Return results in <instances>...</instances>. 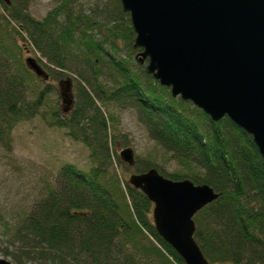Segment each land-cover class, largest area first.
<instances>
[{"label":"trees","instance_id":"16d2710c","mask_svg":"<svg viewBox=\"0 0 264 264\" xmlns=\"http://www.w3.org/2000/svg\"><path fill=\"white\" fill-rule=\"evenodd\" d=\"M9 1L0 0V146L10 151L17 125L41 117L86 146L91 165L63 164L23 217L4 220L0 255L14 264H185L158 234L154 204L129 184L132 174L155 168L218 193L194 217L195 241L210 264H264V159L252 136L229 117L213 121L174 98L148 73L120 0H86L87 8L83 0H56L43 20L29 11L35 0ZM19 38L54 79H71L77 100L69 113L43 110L58 87L34 83L43 80L28 68ZM110 103L137 110L164 150L161 162L121 160L127 137L105 110ZM171 162L179 169L168 171Z\"/></svg>","mask_w":264,"mask_h":264},{"label":"water","instance_id":"95a60500","mask_svg":"<svg viewBox=\"0 0 264 264\" xmlns=\"http://www.w3.org/2000/svg\"><path fill=\"white\" fill-rule=\"evenodd\" d=\"M10 3L9 0H5ZM136 33L138 58L162 86L213 121L229 117L252 136L264 159V0H120ZM28 68L50 74L35 58ZM61 90L63 111L73 105L72 81ZM133 148L120 152L129 166ZM129 184L154 204L157 232L185 264H210L195 241V215L218 199L209 185L174 181L155 168L132 174ZM0 264H14L0 257Z\"/></svg>","mask_w":264,"mask_h":264},{"label":"rangeland","instance_id":"374dc122","mask_svg":"<svg viewBox=\"0 0 264 264\" xmlns=\"http://www.w3.org/2000/svg\"><path fill=\"white\" fill-rule=\"evenodd\" d=\"M82 3L87 8L91 1L83 0ZM56 5V0H35L30 5L29 11L35 19L43 20ZM19 42L24 48L25 61L29 57L35 59L40 57V53L35 52L28 45L27 40L19 38ZM44 69L50 74V80L46 82L34 80V83L39 88H44L46 83H53L58 87V92L50 95L43 110L47 111L52 106L62 110L64 105L61 90L67 78L54 79L51 69L47 67ZM72 93L74 104L77 98L73 86ZM73 106L69 112L74 108ZM104 108L108 113L119 118V123L116 125L118 132L127 137L121 142L118 148L119 153L130 147L135 151V155L151 156L157 162L164 159V150L150 140L136 109L124 108L116 103H110ZM124 143H127L126 147H123ZM65 163L88 170L91 165L89 150L82 143L70 139L65 134V130L50 127L41 117L17 125L12 149L8 151L0 146V239L3 238L4 230L2 222L5 220L12 225L19 217H23L34 201L39 199L43 191H46V186L55 184L58 171ZM167 169L173 172L179 169V166L171 162L167 165ZM5 246L6 244L2 243L0 251ZM0 257L3 256L0 255Z\"/></svg>","mask_w":264,"mask_h":264},{"label":"flooded vegetation","instance_id":"af4514ba","mask_svg":"<svg viewBox=\"0 0 264 264\" xmlns=\"http://www.w3.org/2000/svg\"><path fill=\"white\" fill-rule=\"evenodd\" d=\"M26 49V48H25ZM26 53H28L27 51H26ZM25 54V53H24Z\"/></svg>","mask_w":264,"mask_h":264}]
</instances>
